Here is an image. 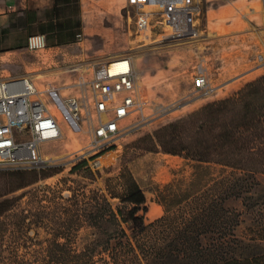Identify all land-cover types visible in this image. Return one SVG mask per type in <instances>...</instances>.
Here are the masks:
<instances>
[{
    "label": "rangeland",
    "instance_id": "374dc122",
    "mask_svg": "<svg viewBox=\"0 0 264 264\" xmlns=\"http://www.w3.org/2000/svg\"><path fill=\"white\" fill-rule=\"evenodd\" d=\"M57 6L54 12L49 11L51 6L38 14L42 23L50 18L61 22L57 32L42 33L36 23L28 29L23 43L0 50V76L29 74L44 89L43 95L62 126L59 139L42 145L44 152L58 157L50 168L26 171L34 181L4 195L22 196L16 209H39V216L50 224L51 202L44 194L57 190L67 196L80 185L116 190V180L129 170L145 194L147 207L152 201L161 206L159 216L164 212L160 190L166 183L187 187L191 180H199L201 187L228 172L229 168L216 163L199 164L182 155L163 152L151 135L161 126L207 102L231 95L264 74V67L255 68L257 56L264 55V0H203L198 37L154 47L140 45L134 37L133 11L125 0H69ZM122 53L132 56L143 110L123 121L124 134L102 152L101 166L92 168L85 157L74 158L75 151L85 147L87 134L70 118L64 97L79 94L102 62ZM198 68L215 87L211 94L202 95L194 88L192 78ZM55 103L63 109L64 117ZM199 165L203 171L196 176ZM107 178L112 179L110 185L106 184ZM258 179L259 187L264 189V174H259ZM8 180L0 175V193L10 188ZM195 186L197 183L192 187ZM33 192L37 194L34 202L28 199ZM113 203L128 206L117 199ZM230 205L241 211L243 221L238 232L248 235L251 231L247 226H253L255 220L264 222V205L246 208L238 201ZM28 215L35 220L36 216ZM145 218L149 221L146 213ZM37 224L32 225L29 234L41 238L46 230L43 223Z\"/></svg>",
    "mask_w": 264,
    "mask_h": 264
},
{
    "label": "trees",
    "instance_id": "16d2710c",
    "mask_svg": "<svg viewBox=\"0 0 264 264\" xmlns=\"http://www.w3.org/2000/svg\"><path fill=\"white\" fill-rule=\"evenodd\" d=\"M68 1L54 0L49 11ZM61 27L51 18L40 24L42 33ZM152 136L163 152L229 170L201 187L199 180L187 187L166 183L159 197L164 212L149 221L145 194L129 170L116 180V190L80 185L67 196L51 190L44 194L51 202L50 224L39 209H16L21 195L4 196L31 184L26 171L37 169L0 170L10 187L0 193V264H264V222L247 226L248 235L238 232L241 211L230 205H264L258 179L264 174V74ZM36 197L33 192L28 199ZM38 221L46 230L41 238L29 234Z\"/></svg>",
    "mask_w": 264,
    "mask_h": 264
},
{
    "label": "built area",
    "instance_id": "2783aa9c",
    "mask_svg": "<svg viewBox=\"0 0 264 264\" xmlns=\"http://www.w3.org/2000/svg\"><path fill=\"white\" fill-rule=\"evenodd\" d=\"M202 1L125 0V4L133 11L134 37L140 45L154 47L198 37ZM257 59L255 68L264 67V55ZM192 81L202 95L215 89L199 68ZM43 92L27 73L0 76V170L45 169L58 158L42 150L44 143L62 136L60 120ZM64 105L87 134L85 147L76 150L74 158L85 157L92 168L101 166L102 152L124 134L123 121L143 110L132 56L107 58L79 94L64 97Z\"/></svg>",
    "mask_w": 264,
    "mask_h": 264
},
{
    "label": "crops",
    "instance_id": "0c3cea01",
    "mask_svg": "<svg viewBox=\"0 0 264 264\" xmlns=\"http://www.w3.org/2000/svg\"><path fill=\"white\" fill-rule=\"evenodd\" d=\"M53 4L54 0H0V50L6 46L14 48L23 43L25 35L29 34L28 29L33 24L43 22L38 14L48 11ZM182 158L184 157L182 156ZM160 209L159 203L152 201L151 205L147 207V219L152 220L159 214Z\"/></svg>",
    "mask_w": 264,
    "mask_h": 264
},
{
    "label": "bare ground",
    "instance_id": "6f19581e",
    "mask_svg": "<svg viewBox=\"0 0 264 264\" xmlns=\"http://www.w3.org/2000/svg\"><path fill=\"white\" fill-rule=\"evenodd\" d=\"M55 107L58 109V111L61 113V114H63V117H64V111H63V109H61V107L59 106V104H57V103H55ZM66 120V119H65ZM70 122V121H69Z\"/></svg>",
    "mask_w": 264,
    "mask_h": 264
}]
</instances>
